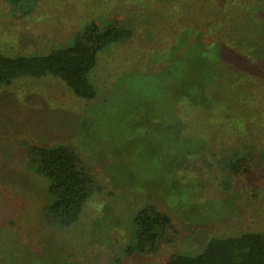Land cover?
Returning <instances> with one entry per match:
<instances>
[{
    "label": "rangeland",
    "instance_id": "1",
    "mask_svg": "<svg viewBox=\"0 0 264 264\" xmlns=\"http://www.w3.org/2000/svg\"><path fill=\"white\" fill-rule=\"evenodd\" d=\"M163 3L36 0L18 13L0 0V53L10 56L65 47L90 22L133 26L131 39L98 54L92 100L52 76L0 86V264H168L177 253H200L212 238L264 233V139L244 140L235 116L231 134L191 123L179 132L181 114L163 72L175 58L160 57L175 46L167 21L156 17ZM257 107L263 118L264 103ZM243 141L246 159L233 172L224 164ZM56 144L79 155L98 188L64 230L41 224L44 184L28 152ZM146 205L168 213L178 235L167 232L155 254L131 256L132 218Z\"/></svg>",
    "mask_w": 264,
    "mask_h": 264
},
{
    "label": "trees",
    "instance_id": "2",
    "mask_svg": "<svg viewBox=\"0 0 264 264\" xmlns=\"http://www.w3.org/2000/svg\"><path fill=\"white\" fill-rule=\"evenodd\" d=\"M7 1L18 13H27L36 4V0ZM162 1L165 4L156 16L158 24L167 21L165 29L173 32L175 46L162 50L160 57L175 58L163 72L168 76V90L174 92L176 109L181 114L179 132L184 133L187 126L183 125L191 123L210 126L213 133L231 134L235 116L236 123L240 120L244 140H256L257 136L264 139V117L255 112L257 102L264 103V45L260 41L264 37V0ZM143 6L145 11L152 9ZM132 27L115 22L100 25L95 21L77 33L70 44L46 54L0 53V86L19 78L52 76L73 96L92 100L97 91L89 75L98 54L110 45L131 39ZM241 147L240 154L235 151L224 164L233 172L246 159L244 152L249 146L243 141ZM28 149L32 173L44 184L39 211L41 224L58 230L72 227L98 189L93 177L81 167L79 155L63 144L33 145ZM258 152L264 164V144ZM167 232L174 238L178 235L168 213L154 205L140 208L132 218V243L126 253L155 254ZM168 264H264V233L212 238L200 253H177Z\"/></svg>",
    "mask_w": 264,
    "mask_h": 264
}]
</instances>
